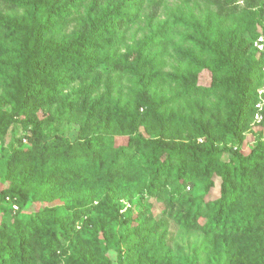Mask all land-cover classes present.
I'll return each mask as SVG.
<instances>
[{
    "label": "trees",
    "instance_id": "16d2710c",
    "mask_svg": "<svg viewBox=\"0 0 264 264\" xmlns=\"http://www.w3.org/2000/svg\"><path fill=\"white\" fill-rule=\"evenodd\" d=\"M237 1H216L225 9L224 15L210 11L197 18L193 10L182 8L166 19L147 15L151 31L142 41L130 43L126 27L139 19L143 0H6L12 10L22 11L0 10V139L15 122L31 135L30 146L24 147L20 139L7 161L3 173L7 186L0 190V203L12 198L23 208L31 198L46 205L31 213L1 208L0 264H57L56 253L65 249L63 241L77 238V222L90 208L49 207L43 200L46 191L93 183H105L112 190L118 180L127 181L132 171L140 177L146 195L165 206L167 217L161 225L172 218L184 228L201 230L203 246L216 264H264V142L247 153L242 148L245 130L254 120L258 90L264 85V53L253 48L254 39L264 33V1L236 12L231 5ZM81 8L77 27L66 35L69 17ZM181 26L186 30H179ZM172 35L191 43L187 54L197 66H185L180 73L163 71ZM123 45L125 52L118 58ZM201 69L211 73L208 84L201 83ZM125 76L132 84L131 96L121 99L114 91ZM165 79L175 86L169 96L162 92L157 97L151 82ZM74 82H81L82 104L90 102L93 108L105 104L118 119L117 127L130 133L111 138L109 120L99 125L98 134L89 131L74 143L60 140L53 147L65 160L87 159L96 174L56 172L30 181L33 167L43 166L52 147L44 143L38 113L55 104ZM102 83L104 91L93 96ZM202 93L215 95L223 116L204 119L202 112L190 117L187 125L199 127L195 134L177 141L147 138L138 132L147 120L159 122L169 104ZM227 138L233 144L221 146ZM198 182L204 193L189 194L187 187ZM215 187L220 193L211 198ZM100 211L122 228L101 249L120 251L123 240L132 243L127 226L133 225V218L106 208ZM146 240L143 236L131 247L142 249Z\"/></svg>",
    "mask_w": 264,
    "mask_h": 264
},
{
    "label": "rangeland",
    "instance_id": "374dc122",
    "mask_svg": "<svg viewBox=\"0 0 264 264\" xmlns=\"http://www.w3.org/2000/svg\"><path fill=\"white\" fill-rule=\"evenodd\" d=\"M103 1L118 2L119 0ZM156 1L158 0H143L144 4L139 13V19L126 27V41L130 43L140 42L147 37L152 29L147 24V15L154 14L158 20L166 19L179 8L185 11L193 10L197 18H202L210 11H216L222 15L225 13V9L222 8L221 4L218 5L217 0H164L158 6ZM255 1L264 0H238L231 5V8L234 7L236 12H242ZM156 7L157 10H155ZM0 10L15 14H20L22 11L12 10L6 0H0ZM82 15L83 8L70 16L68 19L70 21L65 26L63 33L69 35L77 27L78 18ZM179 30L185 31L186 28L181 26ZM247 38L251 39L250 34H247ZM167 44L168 49L162 61L164 72L180 73L185 66H197L187 54L186 49L191 48V43L186 41V38L172 35ZM124 52L125 46L123 45L117 57L122 58ZM199 73L201 83L208 84L211 80V73L207 69H201ZM114 75L116 78L119 76V74ZM153 79L155 78L153 77ZM119 80L115 87L114 96L127 99L131 96L132 84L128 76L120 77ZM81 86V82L71 83L63 90L55 104L45 106L38 113L43 121L44 143L49 146L52 145V147L51 152L45 156L43 166L40 168L38 166L33 167L34 175L30 181L38 182L48 174L56 172L96 174V170L91 169L92 166L87 159L65 160L61 151L54 149L55 146L53 147L60 140H64L66 143H74L89 131L98 134L100 132L99 125L102 127L109 120L111 122L109 127L113 132L109 135L111 138L119 139L130 133L127 128L117 127L119 126L118 119L114 117L113 113L108 112L105 104L96 108H93L90 102L82 104L83 97L79 94ZM174 86V83L167 79L151 82L152 90L156 92L157 97L162 92L169 96ZM263 87L264 85L261 88ZM86 90L89 91V89ZM103 91L104 85L102 83L100 89L93 96L99 95ZM6 109L9 110L10 107L6 106ZM164 109L161 122L147 120L144 125L139 127L138 132L142 136L178 141L195 134L196 130L199 129V127L187 125L190 117L201 115L202 112L205 115L204 119H211L218 115L223 116V113L216 108L215 95L209 93L183 97ZM90 111H95V113L89 115ZM87 116L93 118H87ZM200 120L201 118L197 122ZM30 135V130H25L21 123L15 122L10 125L8 131L0 139V190L4 191L7 186L6 182L3 181V173L8 159H10L14 149L19 146L20 139L24 147L30 146ZM260 142H264V126L253 120L244 133L243 151L249 152L252 146ZM230 144H233L232 140L227 138L222 141L221 146ZM105 156L110 158L111 154L107 152ZM129 176L127 181L118 180L116 185L111 187L112 190L106 187L105 183H93L89 186L62 187L46 191L43 200L49 207L66 209L69 206L81 204L90 208L88 213H82L81 219L77 222L75 229L77 238L71 242L63 241L65 249L56 253L57 264H105L106 260H112V264H216L217 259L214 255H209L203 246L204 233L198 229L184 228L172 218H168L167 223L161 225L160 221L163 216L167 217L162 201L146 195L142 190L141 179L135 171H132ZM204 191V186L199 182L187 187V192L194 196L203 194ZM210 193L209 196L215 198L220 193L219 188L215 187ZM45 205V203H35L30 198L21 208L14 199L7 198L3 203H0V214L2 207H12L14 213H16L15 211L31 213ZM101 208L103 210L106 208L109 212L115 211L118 214L130 216L134 220L132 226H127V232H130L132 236V243L123 240L120 251L110 248L104 252L100 247L104 243L112 242L113 233L122 232V228L117 227V224L112 223L108 217L102 214ZM155 221L159 222L158 225L152 226ZM143 236L147 238L144 248L135 249L131 247ZM239 251L241 252L242 249ZM246 261L244 258L243 262Z\"/></svg>",
    "mask_w": 264,
    "mask_h": 264
},
{
    "label": "built area",
    "instance_id": "2783aa9c",
    "mask_svg": "<svg viewBox=\"0 0 264 264\" xmlns=\"http://www.w3.org/2000/svg\"><path fill=\"white\" fill-rule=\"evenodd\" d=\"M253 48L258 54L264 53V33H261L257 38L254 39ZM258 94L259 100L256 104L254 121L257 123H262L264 121V87L258 90Z\"/></svg>",
    "mask_w": 264,
    "mask_h": 264
}]
</instances>
